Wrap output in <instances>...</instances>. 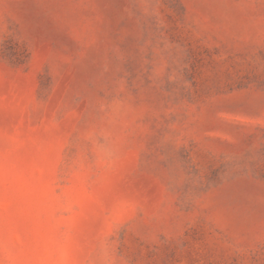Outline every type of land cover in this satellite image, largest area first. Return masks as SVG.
I'll list each match as a JSON object with an SVG mask.
<instances>
[{
	"label": "rangeland",
	"instance_id": "rangeland-1",
	"mask_svg": "<svg viewBox=\"0 0 264 264\" xmlns=\"http://www.w3.org/2000/svg\"><path fill=\"white\" fill-rule=\"evenodd\" d=\"M0 264H264V0H0Z\"/></svg>",
	"mask_w": 264,
	"mask_h": 264
}]
</instances>
